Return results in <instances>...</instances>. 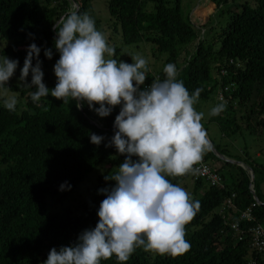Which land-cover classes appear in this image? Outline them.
I'll use <instances>...</instances> for the list:
<instances>
[{"label": "trees", "instance_id": "1", "mask_svg": "<svg viewBox=\"0 0 264 264\" xmlns=\"http://www.w3.org/2000/svg\"><path fill=\"white\" fill-rule=\"evenodd\" d=\"M73 1L81 13L87 12V0ZM212 2L217 8L228 5L229 12L220 33L212 38L200 37L195 22L182 16L180 0H108V8L114 23L121 26L125 43L147 41L157 51L169 52L167 64L182 60L178 79L190 92L202 89L199 103L218 96L219 88L223 89L226 109L210 116V120L217 122L225 135L239 132L243 121L249 132L258 134L264 129V0ZM69 8L70 0H0V40H12L2 54L23 65L26 49L35 43L41 48L42 65L55 64L59 53L54 47L53 24ZM46 48L53 51L51 60L44 56ZM223 66L227 74L217 78L214 74ZM163 68L159 72L162 80ZM152 78L149 72L146 81ZM5 88L20 92L26 100L23 109L15 107L14 111L0 104V264H43L53 247L71 245L82 231L94 228L98 222L97 212L105 198L98 190L115 186V181H106L105 176L114 174L125 159L114 147H105L114 135L119 106L102 118L86 104L77 109L75 102L65 105L50 95L42 98L38 107L30 97L34 89L21 81H9ZM44 107L49 110L43 111ZM91 133L106 139L94 145ZM212 142L220 153L230 156ZM205 157L211 163L219 161L221 166L214 167L220 172L233 163L213 150ZM102 163H107V168L97 176L94 195L80 204L81 213L48 207V196L63 201L69 193H76L80 183ZM239 166L240 173L231 182L225 180L224 188L194 180V192L200 194L193 199L200 202V209L186 225L189 251L173 258L154 256L141 248L127 264H250L252 258L264 264V253L251 246V236L240 239L231 228L239 212H233L227 220L219 211L226 198L235 193L238 210L252 207L255 216L253 221H240L244 228L264 225V199L256 180L252 181ZM188 177L192 174L169 179L180 184ZM65 182L71 187L69 190L66 185L62 191L60 186ZM101 264L118 261L113 256Z\"/></svg>", "mask_w": 264, "mask_h": 264}, {"label": "clouds", "instance_id": "2", "mask_svg": "<svg viewBox=\"0 0 264 264\" xmlns=\"http://www.w3.org/2000/svg\"><path fill=\"white\" fill-rule=\"evenodd\" d=\"M53 30L59 53L53 66L54 88L44 83L41 48L35 43L26 49L19 80L34 89L30 97L38 107L49 95L65 105L75 102L77 109L86 104L102 118L119 106L114 135L105 147H114L125 159L114 174L105 176L115 186L98 190L105 198L95 227L82 231L69 246L53 247L43 264H101L113 256L118 264H127L141 248L154 256L185 254L191 247L186 225L199 212L200 202L169 178L195 175L199 172L196 166L213 149L202 123L204 113L196 108L202 89L190 92L172 63L164 66L163 80L156 78L145 87L151 71L148 60L138 54L131 56V63L116 59L114 46L96 27L95 19L88 12L81 13L72 0ZM44 56L51 60L52 49H44ZM18 64V60L0 55V89L8 85ZM16 103L13 96L4 106L14 111ZM225 109L226 104L219 103L209 115L218 116ZM105 139L90 134L94 145ZM66 185L60 189L65 190Z\"/></svg>", "mask_w": 264, "mask_h": 264}, {"label": "rangeland", "instance_id": "3", "mask_svg": "<svg viewBox=\"0 0 264 264\" xmlns=\"http://www.w3.org/2000/svg\"><path fill=\"white\" fill-rule=\"evenodd\" d=\"M72 2L74 1L72 0ZM54 4L55 2L53 1V5ZM87 4V12L95 19L96 27L104 32L109 44L114 46L115 51L118 49V53L116 52L115 55L116 59H121L125 62L131 63V56L137 54L141 55L148 60L149 68L151 70L150 73L152 74L159 73L167 64L166 60L169 52L157 51L152 43L147 41L132 44L125 43L120 24H115L114 19L110 14L108 0H87ZM211 4L214 5L212 0H180V10L182 16L185 19L190 18L192 22H195L196 29L200 37L212 38L214 35H217L220 33L221 25L226 23L229 18V12L226 10L228 9V5H224L221 8H217L214 5L215 8L213 7L205 10V8H209ZM147 7L150 9L151 3L147 4ZM65 14L66 13H64L63 16ZM8 43H12V40H0V55H4L2 54V49ZM193 49H190V52H192ZM5 56L13 59L10 55ZM181 57H183V55ZM181 62L182 60L179 58V61L174 63L177 71H179L183 66H180ZM53 66L54 63H51L49 66L42 65V70L44 72L43 80L49 89L54 88L56 83ZM22 67L23 65L18 64L14 76L10 79L11 82H20L19 77ZM27 82H31V74L27 78ZM13 96L17 100L16 107L18 109H23L25 107L26 97L20 95V92L18 91H12L7 88L0 89V104H4V101L7 98ZM219 103L222 102L218 99L216 94L211 98L207 100L203 99L201 103H198L197 110L204 113V120L202 123L204 128L207 130L208 138L211 141L216 142L221 149L226 150L225 152L230 155L228 158L231 159V162H233L232 164L226 165L222 168L221 173L224 174L226 178L225 180L231 182L232 178L240 173L239 165H241V167H243L247 172L250 179L252 181L256 180L255 184H257L261 196L264 199V129L258 132V134L249 132L246 128L245 122L243 121L241 122V130L238 133L231 136H224L221 127L217 122L211 121L209 115L211 108ZM212 164L217 167L221 166V163L217 160H214ZM249 167L254 169H252L254 176ZM106 168L107 163H102L92 170L86 179L80 183L77 192L69 193L63 201H56L51 196H48V207L51 210L58 211H66L70 208L74 213H81L82 209L80 204L84 199L91 198L94 195V187L97 183V176ZM194 184L195 182L191 177L183 179L180 183V185L191 194L192 198L200 194V191L199 193L194 192Z\"/></svg>", "mask_w": 264, "mask_h": 264}, {"label": "built area", "instance_id": "4", "mask_svg": "<svg viewBox=\"0 0 264 264\" xmlns=\"http://www.w3.org/2000/svg\"><path fill=\"white\" fill-rule=\"evenodd\" d=\"M225 74H227V68L223 66L220 70H216V73L214 75H216L217 78H221ZM156 78L161 79V76L158 73L153 74V78L146 81L145 87ZM219 90L220 91L218 93V99L223 102L225 100L224 92L222 88H219ZM196 167L199 168V172L195 175H192L193 180L202 179L208 186H214L218 188L226 187V181L222 173L218 171L214 167V165L206 159L205 155L203 156L202 161ZM235 196V193H232L230 196H228L224 203L219 207V211L220 213H223L224 216H226L227 220H229V216H231L233 212H239V217L231 222V228L239 236L240 239H242L247 234L250 235L251 246L256 249L258 253H261L264 251V225L261 223H257L244 228L240 221H253L255 219V216L253 214L252 207H249L246 210L239 211L235 204ZM254 205H256V202L253 203V206ZM250 264H260L259 259L252 258Z\"/></svg>", "mask_w": 264, "mask_h": 264}, {"label": "water", "instance_id": "5", "mask_svg": "<svg viewBox=\"0 0 264 264\" xmlns=\"http://www.w3.org/2000/svg\"><path fill=\"white\" fill-rule=\"evenodd\" d=\"M210 140V139H209ZM211 144L213 145V151L216 153V155H218L219 157L225 159V160H229L231 161V159H229L228 157L224 156V154L220 153L214 146L213 142L210 140ZM253 176H254V173H253ZM254 190V189H253Z\"/></svg>", "mask_w": 264, "mask_h": 264}, {"label": "crops", "instance_id": "6", "mask_svg": "<svg viewBox=\"0 0 264 264\" xmlns=\"http://www.w3.org/2000/svg\"><path fill=\"white\" fill-rule=\"evenodd\" d=\"M214 5H215V3H214ZM214 5H213V4H211V5H210V7H209V8H205V10L211 9V8H213V7L215 8V6H214ZM202 10H203V9H202ZM212 10H213V9H212ZM237 133H238V132H237ZM223 135H224V136H226L224 133H223ZM253 162H254V161H253ZM250 171H251V170H250ZM252 173H253V171H252Z\"/></svg>", "mask_w": 264, "mask_h": 264}]
</instances>
